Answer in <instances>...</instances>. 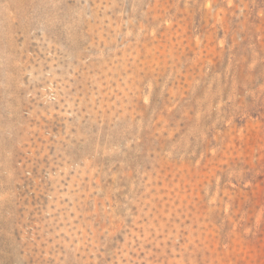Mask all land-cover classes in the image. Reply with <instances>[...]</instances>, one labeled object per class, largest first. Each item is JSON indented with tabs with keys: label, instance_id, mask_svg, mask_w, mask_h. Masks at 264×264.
Returning a JSON list of instances; mask_svg holds the SVG:
<instances>
[{
	"label": "rangeland",
	"instance_id": "obj_1",
	"mask_svg": "<svg viewBox=\"0 0 264 264\" xmlns=\"http://www.w3.org/2000/svg\"><path fill=\"white\" fill-rule=\"evenodd\" d=\"M0 264H264V0H0Z\"/></svg>",
	"mask_w": 264,
	"mask_h": 264
}]
</instances>
